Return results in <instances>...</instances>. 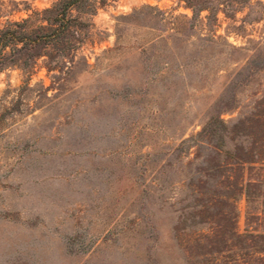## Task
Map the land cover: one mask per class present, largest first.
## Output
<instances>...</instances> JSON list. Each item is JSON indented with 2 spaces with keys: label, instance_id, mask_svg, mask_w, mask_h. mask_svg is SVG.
Masks as SVG:
<instances>
[{
  "label": "rangeland",
  "instance_id": "rangeland-1",
  "mask_svg": "<svg viewBox=\"0 0 264 264\" xmlns=\"http://www.w3.org/2000/svg\"><path fill=\"white\" fill-rule=\"evenodd\" d=\"M55 2L0 0V29ZM207 2L108 1L84 33L12 56L0 264L264 256L247 241L264 235V0ZM211 119L229 153L197 138Z\"/></svg>",
  "mask_w": 264,
  "mask_h": 264
},
{
  "label": "trees",
  "instance_id": "trees-1",
  "mask_svg": "<svg viewBox=\"0 0 264 264\" xmlns=\"http://www.w3.org/2000/svg\"><path fill=\"white\" fill-rule=\"evenodd\" d=\"M108 1L114 0H56L50 8L34 12L26 19L6 22L0 29V73L15 64L12 59L15 54L27 55L29 52L43 48L48 43H57L65 37L84 33L88 26L86 19L96 13L97 6H103ZM180 1L184 2L188 8L197 9L199 12L208 10V0ZM223 7L229 8L230 6L224 5ZM33 57L35 59L36 56ZM26 66V62H23V69ZM215 122L214 119L208 121L206 127L197 134V138L216 137L215 148L221 154L229 153L223 135H216ZM250 164L243 163L242 166L249 165L250 167ZM260 169L264 172V168ZM255 239L259 241H254ZM249 240L248 245L250 249H253L255 243H264V235H249L247 241ZM257 253L258 251H253L254 255H258ZM227 264H264V256H255L246 262L231 261Z\"/></svg>",
  "mask_w": 264,
  "mask_h": 264
}]
</instances>
